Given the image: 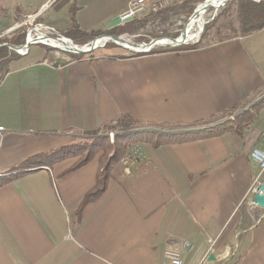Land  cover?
<instances>
[{"label": "crops", "instance_id": "crops-1", "mask_svg": "<svg viewBox=\"0 0 264 264\" xmlns=\"http://www.w3.org/2000/svg\"><path fill=\"white\" fill-rule=\"evenodd\" d=\"M129 2L28 0L15 23L37 15L65 35L75 18L102 34ZM104 52L12 57L0 81V175L125 113L182 131L161 144L139 137L132 147L142 157L115 164L105 192L84 205L99 155L73 170L78 157L67 156L1 185L0 264H162L170 236L193 241L184 264L200 263L208 238L217 239L209 264H264V208L246 199L259 173L251 151L264 148V28L186 50Z\"/></svg>", "mask_w": 264, "mask_h": 264}, {"label": "trees", "instance_id": "trees-1", "mask_svg": "<svg viewBox=\"0 0 264 264\" xmlns=\"http://www.w3.org/2000/svg\"><path fill=\"white\" fill-rule=\"evenodd\" d=\"M192 0H185L180 6L173 5L171 3L169 8L166 10H157L149 12L145 19L148 18H158L167 20L174 16L185 15L189 17L193 14L197 5L190 4ZM201 2H204L202 0ZM0 10H2V5L0 3ZM149 16V17H147ZM144 18H134L130 21L112 27L111 29H105L103 32H112L118 35L128 34V35H137L134 38L135 42H149L153 37L148 35H142L139 33V26ZM72 27L66 32V36L74 40L75 43L85 44L88 41L94 39L96 36L100 35L98 32H86L80 28L79 24L76 22L75 18L73 19ZM36 24L39 21L35 20ZM38 26V25H37ZM182 26L175 27L173 29H167L159 36H178L179 32H175V29H179ZM28 27H21V32L15 34V36L8 38L6 36L0 37V44L4 42H10L13 44H25L26 41V31ZM264 28V0H233L227 6H225L220 13L211 20L204 28V31L201 35V39L197 43L183 44L179 46H159L153 48L149 53H155L160 50L167 51L172 49H192L205 47L214 43L223 42L228 39H232L238 36H247L253 34ZM12 34V35H13ZM155 36V37H159ZM40 44V43H39ZM49 52L58 51L66 52L58 48L52 47L50 45L41 44ZM119 47L115 42L108 41L103 47L95 49L90 53H73L69 52L68 54L73 59H82L84 57H94L96 55L101 56L104 54L105 49ZM30 52V51H29ZM126 55L138 56L144 53L131 52L129 50L124 51ZM18 53L8 47H0V81L4 77L7 71V65L9 61L17 55ZM146 54V53H145ZM120 55V54H119ZM241 106H235L228 111L222 113L228 117L232 116L237 109ZM240 120H243L244 117H240ZM231 119L226 120L223 125L231 124ZM108 129L116 131L115 140L112 142L110 137L106 132H99L92 135L89 138L84 140H79L76 143L71 145H66L64 147L52 150L50 152L39 153L27 158L19 166L10 170L8 173L0 175V186L6 182H9L23 173L34 170L40 167L43 164H51L58 159L67 157V156H77L78 159L76 163L70 168L73 170L75 168L81 167L84 164L88 163L92 158L99 155L100 168L97 173L96 183L94 187L85 195L82 205L97 199L101 194L105 192L108 185V179L110 177V172L112 167L117 164L120 159L130 151L133 144L139 139H133L134 135L138 137L151 136V138L156 139L157 144H161L166 141H171L175 137L174 132L182 131L177 125H165V124H145L144 122L138 120L130 113H125L120 115L115 121L109 123ZM151 126V127H149ZM158 127V128H156ZM172 128L168 131H163L164 128ZM221 126H215V129L220 128ZM233 127V126H232ZM157 134V135H156ZM186 134V133H184Z\"/></svg>", "mask_w": 264, "mask_h": 264}, {"label": "built area", "instance_id": "built-area-1", "mask_svg": "<svg viewBox=\"0 0 264 264\" xmlns=\"http://www.w3.org/2000/svg\"><path fill=\"white\" fill-rule=\"evenodd\" d=\"M170 4V0H130L128 8L120 15V18L122 22H127L128 19H134L138 15H141L146 12H150L151 10H157V8H163L165 6H168ZM56 31L54 28H50L48 26H45L44 30H35L34 33H32L33 36L36 35V33L39 34H52L55 35ZM35 34V35H34ZM137 35H133V39ZM129 40H131L129 37H127ZM132 41V40H131ZM41 43L50 45L51 42H44ZM51 46V45H50ZM159 47V46H155ZM153 47V48H155ZM153 48H151L149 51L145 53H149ZM144 53V54H145ZM21 54H26V51H22ZM107 126H103V132H114V130L106 129ZM5 127L3 125H0V142L3 135V132L5 131ZM143 153L141 151V148L138 146H134L130 149L129 152H127L121 159L120 162L123 165H129L132 164L134 161H137L142 157ZM251 156L254 159V161L258 164L259 167V173L251 185L250 189L248 190L246 194V199L248 203L252 206L257 205L256 202L253 201V197L257 193H262L261 185L262 182V174L264 173V148L261 147H255L251 151ZM69 236V233L67 234ZM217 243V239L214 238H208L207 244H208V252L206 255L202 258L199 264H209L210 263V257L209 254L214 250V246ZM194 248L193 241L179 237V236H170L168 237L165 248L163 251V260L162 264H184V254L191 251Z\"/></svg>", "mask_w": 264, "mask_h": 264}, {"label": "water", "instance_id": "water-1", "mask_svg": "<svg viewBox=\"0 0 264 264\" xmlns=\"http://www.w3.org/2000/svg\"><path fill=\"white\" fill-rule=\"evenodd\" d=\"M207 1L208 0H204V2H202V3H205ZM232 1L233 0H223V3L221 4V6H219L218 8H216V7L212 8L213 13L197 29V32H195L194 38H191L189 36L183 37L184 30H185V24H186L185 23L178 36L154 37L149 42H144V41L143 42H134V41L129 40L125 35H118V34H115L112 32H107V33H103V34L96 36L94 39H92L91 41H89L85 44H77L71 38H69V37H67V36H65L59 32H56L54 37L56 38L58 43L66 44V47L53 45L52 43H50V45L53 47L65 50V51L73 52V53H89L98 47H103L106 44V42L113 41V42L119 44L120 46L126 48L127 50H129L131 52L145 53L155 46H173V47H175V46H179V45H183V44H188L191 41L194 43H197L201 39V35L204 31L205 26L211 20H213L225 6H227ZM199 5L195 8L193 14L190 16L189 19L198 15ZM130 20L131 19H128L127 21H130ZM121 23H122V20H121L120 16H117L115 19H113V21L110 22V24L107 26V28L111 29L112 27L120 25ZM34 32H35L34 28H30L28 30V34L26 37L25 44L18 45V44H12V43H2V44H0V47H9L10 49H12L18 53H21L22 51H28L32 44L42 42V41L37 40V37L41 34L38 35V33H36V35L33 36L32 33H34ZM30 36H33V38L31 39ZM163 39H170V42L161 43L160 40H163ZM138 45H140L139 48L133 47V46H138ZM67 46L74 47L75 49H70ZM260 188L262 190V193H257L253 197V201L256 202L258 206L264 208V183L261 185ZM210 259L214 260L215 257L213 255H210Z\"/></svg>", "mask_w": 264, "mask_h": 264}, {"label": "rangeland", "instance_id": "rangeland-1", "mask_svg": "<svg viewBox=\"0 0 264 264\" xmlns=\"http://www.w3.org/2000/svg\"><path fill=\"white\" fill-rule=\"evenodd\" d=\"M28 0H0V3L2 5V10H0V37L1 36H6L8 38H11L13 36H15V34H18L19 32H21V27H28L27 31H26V35L28 34V30L30 28H35L39 23L36 24L35 20H36V16L37 15H28L26 17V19H24V21H19V23H15L16 19H15V12L14 9L16 8V6H22L23 3H26ZM36 1V0H34ZM202 3V2H201ZM171 4V2H170ZM169 4V5H170ZM200 4V3H199ZM198 4V5H199ZM168 6H165L163 8H157V10H166L169 8ZM197 5V6H198ZM157 10H151L152 11H157ZM149 12L143 13L141 15H138L136 18H144L142 19L141 24L139 26L140 30L139 33L142 35H148L151 37H155V36H159L161 35L164 31H166L167 29H173L175 27H179V25H181L182 27L179 29H175V32H181V29L183 28L184 24L185 27L187 26L188 22H189V17H186L185 15H179V16H174L172 18H169L167 20L161 19L160 17L158 18H148L147 20L145 19V16L148 14ZM213 13V9H210L207 13H206V19H208L210 17V15ZM30 17H33L32 19ZM149 17V16H147ZM18 22V21H17ZM125 23V22H122ZM121 23V24H122ZM110 23H108L106 25H109ZM11 26V27H10ZM10 27V28H9ZM115 27V26H114ZM16 31L15 34H13ZM13 34V35H12ZM103 34V33H102ZM126 37H129L132 41H134L133 39V35H128V34H123ZM66 36V35H65ZM27 37V36H26ZM70 38V37H69ZM72 39V38H71ZM73 40V39H72ZM74 41V40H73ZM91 41V40H90ZM89 42V41H88ZM135 42V41H134ZM4 43H10V42H4ZM107 43V42H106ZM190 43H194V42H190ZM2 44V43H1ZM13 44V43H12ZM41 44L43 43H34L30 46V49L32 50V53L37 51L38 53H44V55L51 59L52 57H56L55 52L58 53V51H48L44 46H42ZM79 44V43H77ZM117 44V43H116ZM189 44V43H188ZM119 45V44H117ZM53 47V46H52ZM9 48V47H8ZM56 48V47H55ZM100 48V47H98ZM30 49L28 51H26V54L30 51ZM59 49V48H58ZM97 49V48H96ZM62 50V49H60ZM95 50V49H94ZM93 50V51H94ZM102 49L100 48V51ZM126 48L122 47L119 45V47H114V48H109V49H105L106 52L110 53H116L117 51L123 52L125 51ZM65 51V50H64ZM92 52V51H91ZM104 52V51H103ZM18 53V52H17ZM62 53V52H61ZM68 54L69 51L63 52V54ZM90 53V52H89ZM69 55V54H68ZM8 67V65H7ZM108 130V126L106 128ZM103 127L101 128V132H103ZM108 134V136L110 137V133L111 132H106ZM115 135H116V131H114ZM91 137V136H89ZM87 137V138H89ZM139 139L138 135H134L133 139ZM86 139V138H85ZM84 140V139H82ZM111 140V139H110ZM138 141V140H137Z\"/></svg>", "mask_w": 264, "mask_h": 264}, {"label": "bare ground", "instance_id": "bare-ground-1", "mask_svg": "<svg viewBox=\"0 0 264 264\" xmlns=\"http://www.w3.org/2000/svg\"><path fill=\"white\" fill-rule=\"evenodd\" d=\"M222 3H223V0H208L205 3H201L200 4L201 6L199 5L198 15L189 19V22H188L187 26L185 27L183 37L189 36L191 38H194L195 32H197V29L206 20V13L214 7L218 8L219 6H221ZM44 28H45V26H36L34 29L35 30H44ZM30 37H31V39L33 38V36H30ZM37 40L44 41V42L47 41V42H51L53 45L66 47V44L58 43V41L56 40V38L52 34L45 33V34L39 35L37 37ZM160 42L161 43H168V42H170V39H163V40H160ZM67 47L70 49H75L74 47H71V46H67ZM133 47L139 48L140 45L133 46ZM110 137L114 141L115 133L114 132L110 133Z\"/></svg>", "mask_w": 264, "mask_h": 264}]
</instances>
